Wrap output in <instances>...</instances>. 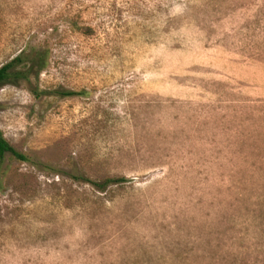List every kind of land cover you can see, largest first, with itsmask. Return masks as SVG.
<instances>
[{
    "label": "rangeland",
    "instance_id": "obj_1",
    "mask_svg": "<svg viewBox=\"0 0 264 264\" xmlns=\"http://www.w3.org/2000/svg\"><path fill=\"white\" fill-rule=\"evenodd\" d=\"M41 55L0 85V264H264V0H0V66Z\"/></svg>",
    "mask_w": 264,
    "mask_h": 264
},
{
    "label": "trees",
    "instance_id": "obj_2",
    "mask_svg": "<svg viewBox=\"0 0 264 264\" xmlns=\"http://www.w3.org/2000/svg\"><path fill=\"white\" fill-rule=\"evenodd\" d=\"M73 25L75 26L76 30L78 32H82L84 29L80 25L79 20H74ZM22 60L21 57H17L11 62H8L4 64L3 66H0V85H4L6 83H11L13 81L17 80H29L30 75L32 72L36 69L38 73H40L41 70L45 68L47 65L46 58L42 55L37 58L35 61V65L33 66H27V68L20 70L18 69V63ZM65 95H83L88 94V92L84 91H67L65 93H61ZM7 158L11 160H19L22 162H26L30 160V157L19 150H17L5 137L4 133L0 130V170L2 171L3 165L6 162ZM2 176H0V183ZM76 179H82L86 180L88 184H90L96 191L104 192L106 191L110 186L118 185L126 182L125 177H108L104 180L100 181H94L92 179L84 178V177H75Z\"/></svg>",
    "mask_w": 264,
    "mask_h": 264
}]
</instances>
